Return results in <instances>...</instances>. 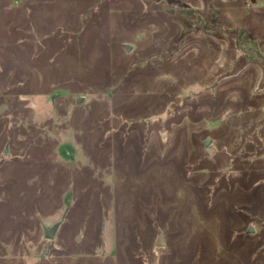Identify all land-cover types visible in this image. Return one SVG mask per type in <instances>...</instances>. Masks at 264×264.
<instances>
[{"label":"rangeland","instance_id":"obj_1","mask_svg":"<svg viewBox=\"0 0 264 264\" xmlns=\"http://www.w3.org/2000/svg\"><path fill=\"white\" fill-rule=\"evenodd\" d=\"M239 28L264 0H0V264H264Z\"/></svg>","mask_w":264,"mask_h":264},{"label":"trees","instance_id":"obj_2","mask_svg":"<svg viewBox=\"0 0 264 264\" xmlns=\"http://www.w3.org/2000/svg\"><path fill=\"white\" fill-rule=\"evenodd\" d=\"M200 22L201 19H199V23ZM216 29L215 26L211 30L215 31ZM236 47L242 52L248 61H260L264 65V54L259 49L258 42L249 35L246 28H239L236 31Z\"/></svg>","mask_w":264,"mask_h":264},{"label":"water","instance_id":"obj_3","mask_svg":"<svg viewBox=\"0 0 264 264\" xmlns=\"http://www.w3.org/2000/svg\"><path fill=\"white\" fill-rule=\"evenodd\" d=\"M127 49H130V46H127ZM81 100H82V97L79 98V101H81ZM209 141L210 140H206L205 144L206 145L209 144ZM58 227H59V223H55L50 228L44 227V235H45V237L49 238V239H53ZM250 229H251V227H250ZM156 245L159 246V247L165 245V239H164V232L163 231L159 232V235H158L157 240H156Z\"/></svg>","mask_w":264,"mask_h":264}]
</instances>
